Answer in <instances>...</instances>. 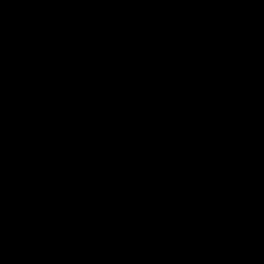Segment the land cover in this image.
<instances>
[{"label":"water","instance_id":"1","mask_svg":"<svg viewBox=\"0 0 264 264\" xmlns=\"http://www.w3.org/2000/svg\"><path fill=\"white\" fill-rule=\"evenodd\" d=\"M0 264H264V0H0Z\"/></svg>","mask_w":264,"mask_h":264}]
</instances>
